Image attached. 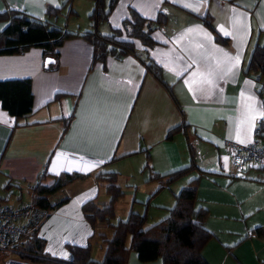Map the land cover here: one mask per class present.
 Here are the masks:
<instances>
[{
    "label": "crops",
    "instance_id": "1",
    "mask_svg": "<svg viewBox=\"0 0 264 264\" xmlns=\"http://www.w3.org/2000/svg\"><path fill=\"white\" fill-rule=\"evenodd\" d=\"M67 1L0 0V13L14 10L45 20L47 8L60 9ZM93 7L92 0H70L74 15L64 7L56 25L86 32ZM130 10L151 21L162 18L151 33V48L132 41L139 54L146 52L160 67L174 101L133 55L92 65V47L79 37L55 49L53 71L44 69L38 47L1 54L0 82L29 80L32 109L15 121L0 105V202L33 204L36 184L48 185L61 172L84 174L47 197L52 209L37 237L52 257L68 260L66 245L90 244L91 259L100 262L104 241L113 232L92 229L80 210L90 199L99 208L109 202L94 177L118 175L123 196L114 206L112 224L125 220L130 211L146 212L149 227L166 217L165 208L172 204L155 201L160 182L149 181L150 173L164 175L188 166L190 147L196 167L205 172L199 182H224L236 212L224 209L222 214L241 221L235 230L238 241L231 243L233 258L224 251L230 243L220 239L215 248H203V258L208 264H264V169L237 171L229 166L226 152L228 142L264 144L255 134L264 120V74L245 71L254 47L264 42V0H117L98 31L119 29ZM6 25L0 22V32ZM182 121L186 134L166 140L167 132ZM147 156L150 172L144 169ZM197 175L192 171L166 187L173 199ZM197 198L200 206L198 190ZM156 207L165 214L155 212ZM204 227L211 232L206 221ZM127 264L161 262L141 263L130 252Z\"/></svg>",
    "mask_w": 264,
    "mask_h": 264
},
{
    "label": "trees",
    "instance_id": "2",
    "mask_svg": "<svg viewBox=\"0 0 264 264\" xmlns=\"http://www.w3.org/2000/svg\"><path fill=\"white\" fill-rule=\"evenodd\" d=\"M92 1L94 7L88 16L90 29L83 33L68 32L56 25L55 21L64 7L68 6V14L74 15L70 9V0L60 9L47 8L45 20L14 10L0 13V22L7 23L0 32V55H15L30 47H38L42 50L43 60L53 59V63L44 65V69L53 71L56 69L58 60L55 49L64 41L79 37L92 47V65L95 63L103 65L107 58L117 60L133 55L140 59L146 73L166 87L169 96L173 99L170 88L162 81L160 67L148 57L146 52L139 54L132 41L136 40L143 47L151 48L154 45L151 33L162 18L158 16L151 21L130 10L128 18L122 21L119 29L112 30L108 34H101L98 26L107 20L117 0ZM205 24L210 27L209 23L205 22ZM216 40L223 42L219 37ZM245 71L264 74V44L254 47ZM0 105L15 121L26 117L32 109L30 81L23 79L0 82ZM186 129L187 124L182 121L179 126L167 132L166 140H172L173 136L178 133L186 134ZM255 134L264 141V120L258 123ZM188 149L191 157L188 166L164 175L150 173L149 181L160 182L157 192L192 171H196L198 175L174 196V205L167 210V216L149 227L146 226V212L138 214L130 211L125 220L112 224L114 206L123 196L117 184L118 175L105 172L98 173L94 177L96 184L104 187L109 202L107 206L99 208L95 205L94 199H90L82 203L80 210L82 217L92 229L104 227L113 232L112 237L104 241L105 251L100 262L91 259L90 244L66 245L71 257L68 260L46 254L43 250V240L37 237L39 226L33 228L28 234L22 235L21 238L23 237L25 241L20 244L14 243L10 251L18 258L35 264H127L130 252H135L141 263H149L158 259L161 264H208L201 252L214 236L204 227L207 211L197 203V185L200 176L205 172L196 167L191 148ZM148 161L147 156L144 169L150 172ZM44 177H50V175L45 174ZM84 177V174L76 172H61L57 176H51L53 180L50 184L38 183L31 189L32 203L39 208L51 210L52 207L47 203V197ZM6 257V251L0 250V260Z\"/></svg>",
    "mask_w": 264,
    "mask_h": 264
},
{
    "label": "built area",
    "instance_id": "3",
    "mask_svg": "<svg viewBox=\"0 0 264 264\" xmlns=\"http://www.w3.org/2000/svg\"><path fill=\"white\" fill-rule=\"evenodd\" d=\"M227 160L231 168L264 169V144L252 141L248 144L228 142ZM51 210L39 208L34 204L13 205L0 202V250L8 252L20 237L39 226ZM0 264H35L18 257H8Z\"/></svg>",
    "mask_w": 264,
    "mask_h": 264
},
{
    "label": "rangeland",
    "instance_id": "4",
    "mask_svg": "<svg viewBox=\"0 0 264 264\" xmlns=\"http://www.w3.org/2000/svg\"><path fill=\"white\" fill-rule=\"evenodd\" d=\"M263 43L264 42L262 41L261 44ZM202 160L207 163V159H202ZM200 161L201 160H199L198 162ZM224 184H225L224 182L215 183L211 178H203L201 182H198L197 190H198V196L201 198L200 207L207 211V216L205 219V221L207 222V227L209 230H211L212 233H215L216 234L215 237H217L216 239H214L213 237V239L209 241L207 245L210 246V249H212L213 246L215 248L216 246H218L219 239L222 241V243H230L229 246L224 247V251L229 258H233L232 250L234 244L231 243L238 241V238L235 235V230L240 227L241 221L234 219L232 217L233 216L232 214L231 215L227 214L228 216H224L222 214V211L224 209H227L230 213L236 212L235 209L236 203L234 202L233 197H231V189L226 188ZM0 193H2L1 187H0ZM154 198L156 202L161 201L162 203H165L166 201H169V203H171L172 200V204L167 208H165L166 212L167 210L173 207L175 202L173 196L171 195V191L168 188L160 189L157 192L156 196H154ZM197 202H198V198H197ZM157 207L155 209V212L157 213L161 212L164 215L165 212L159 210ZM148 221H149V216L147 215L146 226L150 225ZM24 241L25 240L22 237L20 238L17 244L23 243ZM207 245L205 246V248H207ZM10 250L6 252L7 254L6 258L17 257Z\"/></svg>",
    "mask_w": 264,
    "mask_h": 264
},
{
    "label": "water",
    "instance_id": "5",
    "mask_svg": "<svg viewBox=\"0 0 264 264\" xmlns=\"http://www.w3.org/2000/svg\"><path fill=\"white\" fill-rule=\"evenodd\" d=\"M51 63H53V59H51V58H46V59L44 60V65H45V66L48 65V64H51Z\"/></svg>",
    "mask_w": 264,
    "mask_h": 264
}]
</instances>
